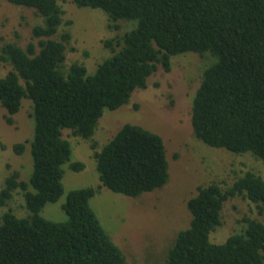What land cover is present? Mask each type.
Here are the masks:
<instances>
[{"label": "trees", "instance_id": "1", "mask_svg": "<svg viewBox=\"0 0 264 264\" xmlns=\"http://www.w3.org/2000/svg\"><path fill=\"white\" fill-rule=\"evenodd\" d=\"M32 8L42 18L33 28L38 45L0 47V103L7 124L24 100L32 104V141L16 143L22 155L30 144L28 181L12 170L0 190V207L22 192L28 215L12 209L0 216V264H130L91 206L103 188L139 197L163 188L170 178L164 139L140 125L125 124L102 148L94 135L106 110L128 104L158 70H171L172 58L186 53L213 57L195 94L191 125L195 137L214 148L250 153L264 163V0H71L78 8L102 10L111 27L136 21L123 35L105 42L112 55L93 74L73 63L65 70L69 32L55 37L64 11L59 0H6ZM90 142L100 185L72 190L62 208L64 222L43 217L49 203L64 195L65 166L72 146L64 131ZM243 197L264 212V179L253 173L229 187L212 182L187 202L189 228L179 232L165 264H264V222L245 217L242 232L223 243L211 235L222 225L225 204Z\"/></svg>", "mask_w": 264, "mask_h": 264}, {"label": "rangeland", "instance_id": "2", "mask_svg": "<svg viewBox=\"0 0 264 264\" xmlns=\"http://www.w3.org/2000/svg\"><path fill=\"white\" fill-rule=\"evenodd\" d=\"M64 11L63 25L55 37L69 32L65 70L73 63L86 66L93 74L97 66L112 55L105 42L130 31L136 21H119V29L111 27L107 15L100 9L78 8L71 0H59ZM42 18L32 8L17 6L0 0V47L13 43L26 48L38 45L33 28ZM169 72L158 70L148 80L145 89H138L131 101L115 111L106 110L96 129L94 139L98 149L107 144L127 123L140 125L159 134L165 142L170 164L168 183L154 192L133 198L103 187L91 200V206L102 226L120 247L130 264H165L179 232L189 228L192 215L187 202L197 194L200 186L217 182L231 186L246 172L264 179V163L250 153L235 154L214 148L198 140L191 125V111L195 94L204 70L214 59L186 53L172 58ZM11 69L0 64L1 75ZM32 104L24 100L14 116L15 123L7 124V111L0 103V190L12 170H18L28 181L32 173L30 144L17 155L16 143L32 141L34 119ZM64 138L72 146V161L82 162L85 169L76 172L65 166V193L57 203H49L42 211L44 218L64 222L67 215L62 206L70 191L100 185L99 173L90 142L64 131ZM22 192H17L7 207H0V216L9 209L19 217L28 215ZM249 217L264 222V212L243 197L229 200L222 212V225L211 235L215 243H223L229 236L245 227Z\"/></svg>", "mask_w": 264, "mask_h": 264}]
</instances>
